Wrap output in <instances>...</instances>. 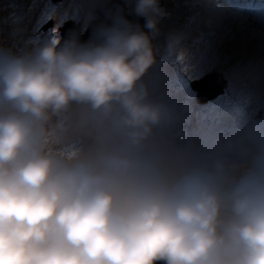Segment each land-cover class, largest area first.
Listing matches in <instances>:
<instances>
[{"label": "clouds", "instance_id": "obj_1", "mask_svg": "<svg viewBox=\"0 0 264 264\" xmlns=\"http://www.w3.org/2000/svg\"><path fill=\"white\" fill-rule=\"evenodd\" d=\"M111 1L98 4L91 21L98 6ZM247 3L234 0L233 6L241 10ZM222 9L216 13L223 15ZM127 12L143 19L151 35L116 15L87 42L72 37L61 45L60 32L59 42L31 51L0 48V112L5 105L12 109L0 114V264H264V155L252 149L257 158L237 173L228 166L231 155L222 151V136L213 134L193 151L195 168L174 178L161 175L174 168L182 149L176 133L152 129L164 109L148 103L138 83L165 55L156 59L153 39L159 35L158 18L167 13L160 0H135ZM255 24L251 21V28ZM54 25L47 18L41 27L48 31ZM203 33L205 38H196H214ZM256 34L264 44V30ZM180 40L173 35L168 42L174 46ZM253 83L247 80L250 87ZM71 102L90 103L106 115L119 104L123 115L117 127L127 140L119 138L121 132L104 131L114 142L132 144L133 156L146 142L152 173L134 175L135 162L99 155L97 145L90 156L105 157L100 164H70L45 152L43 122L49 111L59 113ZM259 121L252 126L255 135ZM204 128L200 124L193 138L199 140ZM156 146L164 148L157 156Z\"/></svg>", "mask_w": 264, "mask_h": 264}, {"label": "rangeland", "instance_id": "obj_2", "mask_svg": "<svg viewBox=\"0 0 264 264\" xmlns=\"http://www.w3.org/2000/svg\"><path fill=\"white\" fill-rule=\"evenodd\" d=\"M38 1L41 0H15L13 3L0 0V48L18 53L22 50L31 51L35 46L47 41L59 42L62 29L57 26L69 19L82 21L80 33L85 34L95 16L96 6L109 0H75L74 3H71L72 0H63L52 4L46 0L43 8L38 6ZM126 1L128 10L132 12L135 0ZM212 1L217 4L210 10V25L202 24L200 34L210 32L214 38L197 44L194 41L198 36L190 28L194 21L191 18L189 22L187 18L192 15L195 17L204 1L160 0L167 15L158 18L161 28L158 26L157 37L164 39L160 42L165 43L157 55H165L156 61L138 83V88L148 93L146 101L164 109L161 122L153 125L152 129L160 132L178 129L176 134L182 154L175 159L173 169L167 173H159L167 178H174L195 168L198 159L193 151L198 148L199 143L206 144L209 141L205 137L206 133L222 136L223 153L226 154L228 147L233 148V152H227L231 155V163L228 166H235L237 173L246 171L257 158L251 156L250 150L264 149V142L256 139L251 126V120L263 105L264 44L258 43L256 32L257 29L264 30V24L260 20L264 0H248L241 10L233 6L234 0ZM117 7L120 10V6ZM218 8H224L222 16L217 15ZM120 13L122 14V11ZM47 18H53L55 25L48 31H43L41 25ZM78 20L75 21L76 24ZM251 21H256L254 28H251ZM131 22L139 24L134 20ZM237 34L241 35L243 43L238 47L231 44L227 46L225 40ZM173 35L181 37V40L179 44L170 46L169 36L171 38ZM213 71L221 74L227 84L223 88H217V84L213 83L208 91L202 92L197 102L190 82ZM224 76H229V86V78ZM247 80L252 83L254 81V91L245 98L241 97V93L248 86ZM222 89L224 92L213 98L214 94ZM209 92L213 93L212 96L208 95ZM10 111L11 106L5 105L0 114L7 115ZM198 112H203L204 117L200 114L203 119L195 118ZM122 115L123 110L116 103L107 115L103 109H93L90 103L85 102H71L59 113L49 111L48 120L43 122L44 151L70 164L81 160L100 164L105 157H93L90 153L100 142L99 137L107 136L108 132L104 130L115 131L117 134L121 132L119 138H128L125 137V132L117 127V121ZM200 124L205 128L201 138L196 140L193 134L197 133ZM259 135L261 139L264 138V117L259 121ZM114 138L108 135L109 140ZM131 145L128 141L120 144V151L115 150L111 156H120L135 162L138 167L134 170V175L152 173L147 166V143L136 146L140 147L136 156L129 153Z\"/></svg>", "mask_w": 264, "mask_h": 264}, {"label": "water", "instance_id": "obj_3", "mask_svg": "<svg viewBox=\"0 0 264 264\" xmlns=\"http://www.w3.org/2000/svg\"><path fill=\"white\" fill-rule=\"evenodd\" d=\"M117 6H120L119 12L122 11L121 15L124 16L130 22L132 20H134L137 23H139L140 26L145 23V21L143 19H138L133 14L127 12V6H126L125 0H112L111 2H108L106 4L98 6V8L96 9V12L98 13V16L91 21L89 29H88L87 33H85V34H81L80 33V23L76 24L74 20H69V21L65 22L64 26L61 27V29H62V32H61L62 33V39L59 42V44L62 45L65 40H68L69 38H72V37H75V36L82 43L83 42H87L92 37V35H93L94 31L97 29V27L100 26V20H101L102 12L103 11H110L113 8H117L118 9ZM51 23L52 22H50V24ZM111 23H112V20L107 25H111ZM158 26L160 27V20H159ZM47 27H48V25L45 28H47ZM157 38L160 39L159 37H157ZM160 40H164V39H160ZM164 43H165V41L159 47L157 42H156V40L153 39V46H154L155 52H156V49L158 47L160 48L159 52H161ZM159 52H156V59H158L161 55L164 54L163 53V54L157 55V54H159ZM212 81H214L217 84V88H223L225 86V82L223 80V77L219 76L217 74V72H213V73L207 74L206 76H204L201 79H194L190 83H191V87L195 91L196 90L198 91L197 95L200 96L203 91H208L210 89ZM208 94H210L212 96L213 93L209 92ZM203 101L206 102L205 99H203ZM161 264H162V262H161Z\"/></svg>", "mask_w": 264, "mask_h": 264}, {"label": "bare ground", "instance_id": "obj_4", "mask_svg": "<svg viewBox=\"0 0 264 264\" xmlns=\"http://www.w3.org/2000/svg\"><path fill=\"white\" fill-rule=\"evenodd\" d=\"M204 3L202 6H200V9L199 11L196 13V16L194 17L193 15L188 17V21L191 22V18L193 19L194 21V24L190 27L192 28L191 30L194 32V34L196 36H200L202 35L203 38H205V33H201L200 34V31L203 27L202 24H206V25H210V22L208 21V18L210 16V10L211 8L213 7V2L212 0H203ZM217 4V2H215ZM218 16H221L222 15V12L220 10H218ZM116 15H121V13L119 12V10L117 8H113L112 10L110 11H103L102 12V15H101V20H100V25H104V24H108L110 23V21L112 20V18ZM194 17V18H193ZM129 21V20H128ZM144 25V24H143ZM143 25H141L140 27L143 28ZM143 30L145 32H149L148 29L146 28H143ZM150 33V32H149ZM151 34V33H150ZM76 37V36H75ZM158 44V46H161V42H160V39H158L157 37L154 38ZM169 39H170V36H169ZM81 42V41H80ZM243 43V38L241 37V35L237 34L235 37L233 36H230L228 39L225 40V44H227V46H229V44H231V46H240L241 44ZM160 48L158 47L156 49V52H159ZM219 76H221V74H218ZM230 79V78H229ZM225 84H227V82H225ZM224 92V89H222L221 91H219L218 93L216 92L213 96V98H216L220 93H223ZM212 98V99H213ZM200 114L204 117V114L203 112H198L196 115H195V118H199V119H203V117H200ZM178 131L177 128H173L172 129V132H171V136L174 135L176 132ZM263 132V131H262ZM170 136V137H171ZM205 137H208L207 133L205 134ZM113 145H116L115 147H117V142H115ZM163 149L164 148H160L158 146H156L154 149H153V155H160L162 152H163Z\"/></svg>", "mask_w": 264, "mask_h": 264}, {"label": "snow or ice", "instance_id": "obj_5", "mask_svg": "<svg viewBox=\"0 0 264 264\" xmlns=\"http://www.w3.org/2000/svg\"><path fill=\"white\" fill-rule=\"evenodd\" d=\"M260 20H261V23L264 24V5L261 6Z\"/></svg>", "mask_w": 264, "mask_h": 264}, {"label": "trees", "instance_id": "obj_6", "mask_svg": "<svg viewBox=\"0 0 264 264\" xmlns=\"http://www.w3.org/2000/svg\"><path fill=\"white\" fill-rule=\"evenodd\" d=\"M2 1H6V0H2Z\"/></svg>", "mask_w": 264, "mask_h": 264}]
</instances>
